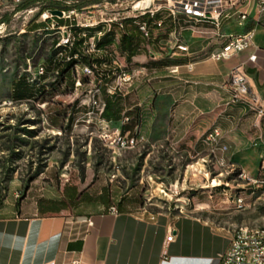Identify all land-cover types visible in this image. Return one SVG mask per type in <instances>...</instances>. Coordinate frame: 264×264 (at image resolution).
Segmentation results:
<instances>
[{"label":"crops","instance_id":"crops-1","mask_svg":"<svg viewBox=\"0 0 264 264\" xmlns=\"http://www.w3.org/2000/svg\"><path fill=\"white\" fill-rule=\"evenodd\" d=\"M247 12L244 27L233 19L225 32L255 29L256 46L225 62L210 58L218 46L190 32L183 33L190 56L172 57L167 51L153 58L149 42L136 32L141 49L130 62L119 58L123 69L161 61L174 65L148 67V75L136 78L112 103L109 116L120 119L111 122L131 135H136L138 126L147 146L164 145L172 151L174 145L173 151L191 158L209 151L203 140L218 127L229 147L228 173L237 170L257 177L264 158V118L252 113L247 104H233L229 85L231 70L243 66L252 94L264 97V13L258 12L255 2ZM173 30L172 20L167 19L157 42L165 44ZM253 54L255 62L250 61ZM173 66L179 67V73L170 72ZM125 118L131 121L123 126ZM112 206L118 207L117 215L110 212ZM112 206L80 217L45 209L27 214L12 204L1 206L0 264H71L75 259H81V264H206L228 249L236 231L202 216L200 208L176 215L123 201ZM171 233L174 241L168 242Z\"/></svg>","mask_w":264,"mask_h":264},{"label":"rangeland","instance_id":"rangeland-1","mask_svg":"<svg viewBox=\"0 0 264 264\" xmlns=\"http://www.w3.org/2000/svg\"><path fill=\"white\" fill-rule=\"evenodd\" d=\"M44 6L16 13L7 24L5 18L17 5L0 6V207L12 204L29 214L53 211L65 203L68 207L61 213L80 217L123 201L176 215L200 208L202 216L234 230L264 228L262 191L244 189L237 170L228 173L215 164L211 172L203 161L215 162L208 152L193 158L167 147L120 152L111 144L114 128L102 131L95 118L89 123L81 112L77 125L69 129V120L80 105L88 104L95 84L78 88L72 75H54L57 68H51L46 81L33 82L38 67H50L52 41L59 32L33 29ZM21 79L43 82L46 92L19 100L14 85ZM66 187L76 188L82 197L74 203L66 200ZM240 197L246 198L245 209L238 208Z\"/></svg>","mask_w":264,"mask_h":264},{"label":"built area","instance_id":"built-area-1","mask_svg":"<svg viewBox=\"0 0 264 264\" xmlns=\"http://www.w3.org/2000/svg\"><path fill=\"white\" fill-rule=\"evenodd\" d=\"M28 0H0V6L11 2L17 7ZM60 3L61 7L42 9L38 24H44L37 32L45 30H55L57 38L52 41V47L60 58H109L111 64H104L101 69L96 65L79 64L73 74L76 86L83 83L82 75L89 79V83H94L93 90L88 92V100L79 106L84 109V118L91 122L93 118L98 121L102 131H112L111 144L120 152L145 148L148 144L145 139L139 136V127L136 126V135L123 133L121 127H117L113 122L106 120L103 116L107 109V102L103 96V88L111 97L121 95L124 90L133 83L136 78L148 75V68L141 66L130 71L120 66L119 45L122 34L130 24L137 26L143 38L149 42L148 49L153 58H159L164 52L170 51V55L190 56V46L186 43L183 33L190 32L196 37H205L211 45L218 46V49L210 55L216 62L229 61L256 46V30L245 31L236 34H227L225 27L230 20H235L240 27H244L249 20L247 9L255 2L258 12L264 13V0H101L97 3L87 4L78 7L81 0H52ZM46 6V5H45ZM38 7V6H37ZM36 8V7H35ZM32 9V8H30ZM27 9V10H30ZM24 10V11H27ZM52 11H61V16H55ZM22 12V11H21ZM20 13V12H19ZM34 13V11H30ZM167 19L173 23V32L165 44L157 42L160 32L165 29ZM49 26V27H47ZM75 29L81 30L80 36L75 35ZM98 29L93 35L89 30ZM110 35L111 45L100 46L99 43ZM78 39H82L80 51L70 55ZM257 55L250 56V61L255 62ZM192 70L193 65L187 64ZM33 82L45 74L44 67H38ZM103 72L108 78H112L110 83L104 84ZM172 74L179 73V67H171ZM94 79V80H93ZM229 85L232 92L233 104H247L249 110L264 118V97L252 94L248 76L243 66L233 68L229 75ZM79 119H76L74 126ZM129 118L123 120V126L130 123ZM204 145L208 148L209 157L215 162L203 161L212 172L215 164L227 167V153L229 147L224 143V135L220 128H215L208 133L204 140ZM158 148H165L164 145ZM172 150L175 146L171 147ZM238 178L246 186L256 187L262 191L264 196V158L261 163L260 173L254 178L244 172L238 174ZM253 194V193H252ZM239 209H245L246 198L240 197L237 200ZM112 214L119 213L117 206L110 208ZM92 225V222H88ZM168 242L174 241L171 233ZM71 264H81V259H75ZM206 264H264V228L262 227H241L233 235L227 250L220 253L216 258L207 260Z\"/></svg>","mask_w":264,"mask_h":264},{"label":"trees","instance_id":"trees-1","mask_svg":"<svg viewBox=\"0 0 264 264\" xmlns=\"http://www.w3.org/2000/svg\"><path fill=\"white\" fill-rule=\"evenodd\" d=\"M99 1L101 0H81L80 3L78 4V7L87 5V4L97 3ZM42 4L46 5L44 6L43 10L47 8L54 9L57 7H61L60 3L54 2L52 0H28L24 2L23 4L19 5L16 8L15 13H13L11 16H7L3 23L4 24L9 23L13 19L16 13H19L21 11H24L30 8L37 7L38 5H42ZM41 27H44V24H35L33 26V29L38 30ZM97 30L98 29H92V30H89L88 32L90 35H93L95 32H97ZM74 31H75V35L79 37L81 30L75 29ZM136 32L139 33L137 26H135L134 24H130L127 30L121 36V42H120L118 49L121 50V53H120L121 56L126 57L128 62H130L132 58L135 57L141 49V41ZM82 42H83L82 39H78L73 49L70 51V55H73L74 53H77L78 51H80ZM99 45L100 46L111 45L110 35L106 39L101 41ZM54 53L55 55L52 57L53 60L49 61L50 67L45 68V74L41 77V81L47 80L51 72V68H53V70L57 68L56 74H54L57 77L67 78L70 75L74 77L73 70L79 64L96 65L99 69H101L104 64H107V65L111 64V60L109 58H78V59L72 58V60L69 61L67 60V58H60L59 56H57L56 51H54ZM155 64L156 65H166V66L174 65V63L170 61H161ZM155 64L149 63L144 66L148 68L151 65L153 66ZM103 73L105 74L103 76V79H104V84L106 85L107 83H110L112 81V78H108L107 76V73L109 74L110 72H103ZM75 82L76 80H74V83ZM88 82H89V79L84 76L83 83H88ZM29 83L30 82H27L26 79H21L14 85V93H15L14 95L19 100H27L35 96L38 97L39 95H43L46 92V86L45 85L43 86L41 84L43 82H40V84L38 85L34 83L33 84H29ZM103 96L107 102V109L103 117L108 121H112V120L118 121L120 118L118 117L112 118L109 116V110H110L112 103L117 102L116 99H118L119 96L117 97L109 96L106 92V87L103 88ZM80 112H82V109H77L76 115L73 116V118L69 120V129H72V127L74 126V123L77 119V115ZM64 195H65L66 200H69L70 202H73V203L78 201L82 196L81 193H79L76 188H67V187L64 190ZM67 207L68 205L64 203L63 206L53 210L52 212L61 213L63 210L67 209Z\"/></svg>","mask_w":264,"mask_h":264},{"label":"water","instance_id":"water-1","mask_svg":"<svg viewBox=\"0 0 264 264\" xmlns=\"http://www.w3.org/2000/svg\"><path fill=\"white\" fill-rule=\"evenodd\" d=\"M52 13H53L55 16H61V15H62V12H61V11H52Z\"/></svg>","mask_w":264,"mask_h":264}]
</instances>
